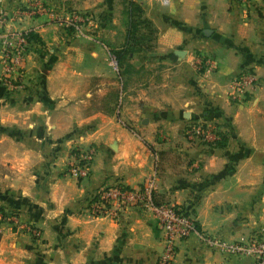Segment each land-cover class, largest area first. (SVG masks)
Returning <instances> with one entry per match:
<instances>
[{"label": "crops", "instance_id": "0c3cea01", "mask_svg": "<svg viewBox=\"0 0 264 264\" xmlns=\"http://www.w3.org/2000/svg\"><path fill=\"white\" fill-rule=\"evenodd\" d=\"M130 3L154 30L152 56L131 50ZM0 15L28 39L22 89L0 83V212L18 220H0V264H155L152 212L85 213L99 189L152 174L154 203L196 222L172 264L252 262L200 235L234 243L264 223V0H0ZM246 70L257 87L231 106L230 81ZM195 124L209 128L205 143L185 135ZM88 146L90 175L75 181L68 164Z\"/></svg>", "mask_w": 264, "mask_h": 264}, {"label": "built area", "instance_id": "2783aa9c", "mask_svg": "<svg viewBox=\"0 0 264 264\" xmlns=\"http://www.w3.org/2000/svg\"><path fill=\"white\" fill-rule=\"evenodd\" d=\"M241 2L245 3L248 0H241ZM29 12L31 16L45 14L44 9L40 6L30 9ZM73 21H82V18L76 16ZM7 26L6 20L0 15V28L6 29L0 48V83L6 89L15 92L22 89L23 85L21 79L24 76L28 39L26 34L10 31ZM201 63H203L202 60L198 63L202 69L204 67ZM208 66L210 69H214V64H208ZM205 69L210 70L207 69V66ZM256 87L257 78L255 75L249 70L242 71L231 79L229 96L232 101L242 103ZM208 130V127L204 129L203 125L195 124L190 129L186 128L184 133L190 141L200 140L205 143L208 138ZM94 157V147L79 151L78 155L68 164L67 174L76 180L88 178ZM155 191V174L147 178L145 183L137 189L119 185L103 187L95 194L85 213L89 218L97 219L115 218L119 212L130 207L149 210L153 213L162 233L161 251L155 264H172L176 257L177 243L198 232L196 222L187 209L166 204L156 205L154 203ZM200 236L209 248L233 256H249L252 258L250 264H264V223L255 230L252 236L234 243L218 241L208 235Z\"/></svg>", "mask_w": 264, "mask_h": 264}, {"label": "rangeland", "instance_id": "374dc122", "mask_svg": "<svg viewBox=\"0 0 264 264\" xmlns=\"http://www.w3.org/2000/svg\"><path fill=\"white\" fill-rule=\"evenodd\" d=\"M131 43H132V52L135 54H147V56H152V52H154L153 48L154 47V41H155V36H154V30L152 29L151 26H146L144 23H140L137 27V31H135V33L133 35H131ZM137 66L139 65V62H136ZM150 69L152 70V72H155V70L157 69V66L154 64V66H149ZM151 77V76H149ZM135 81V80H134ZM151 81H154V79H152ZM230 90L228 92V101L230 103L231 106H236L238 104V102H234L231 100L230 96H229ZM88 147H93V146H88ZM86 147L85 150L88 148ZM84 150V149H83ZM73 179V178H72ZM75 181H78L76 179H74ZM149 211V210H148ZM5 216V217H4ZM12 216H15V214L13 212L10 211H4V212H0V220H4L7 223L10 224H18V220L17 218H14ZM16 217V216H15ZM24 224H19L18 228L20 230H23ZM26 227V226H25ZM24 227V229H25ZM28 229H25V231H27ZM35 229L31 230L29 229L28 231H30V233L32 234L31 231H34Z\"/></svg>", "mask_w": 264, "mask_h": 264}, {"label": "trees", "instance_id": "16d2710c", "mask_svg": "<svg viewBox=\"0 0 264 264\" xmlns=\"http://www.w3.org/2000/svg\"><path fill=\"white\" fill-rule=\"evenodd\" d=\"M129 6H130V16L132 17V20L130 21L129 33L133 35L135 31H137V27L140 23H144L146 26L147 25L150 26V24L142 18L140 9L136 4L130 3ZM125 51L126 50H122L120 52L115 53L116 59H118V61L119 59H121L120 57H123L125 55Z\"/></svg>", "mask_w": 264, "mask_h": 264}, {"label": "water", "instance_id": "95a60500", "mask_svg": "<svg viewBox=\"0 0 264 264\" xmlns=\"http://www.w3.org/2000/svg\"><path fill=\"white\" fill-rule=\"evenodd\" d=\"M210 33H211V31H209V30H205L203 32V34H204L205 37H209Z\"/></svg>", "mask_w": 264, "mask_h": 264}]
</instances>
